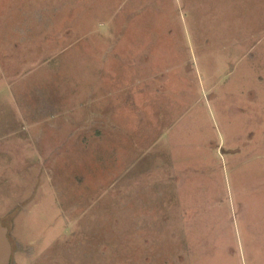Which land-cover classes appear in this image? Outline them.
<instances>
[{"label": "rangeland", "instance_id": "1", "mask_svg": "<svg viewBox=\"0 0 264 264\" xmlns=\"http://www.w3.org/2000/svg\"><path fill=\"white\" fill-rule=\"evenodd\" d=\"M11 264H264V0H0Z\"/></svg>", "mask_w": 264, "mask_h": 264}, {"label": "water", "instance_id": "2", "mask_svg": "<svg viewBox=\"0 0 264 264\" xmlns=\"http://www.w3.org/2000/svg\"><path fill=\"white\" fill-rule=\"evenodd\" d=\"M8 235V228L0 221V264H11L12 261L13 250Z\"/></svg>", "mask_w": 264, "mask_h": 264}]
</instances>
